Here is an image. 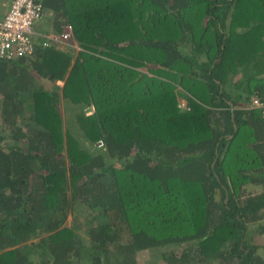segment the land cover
<instances>
[{"label": "trees", "instance_id": "16d2710c", "mask_svg": "<svg viewBox=\"0 0 264 264\" xmlns=\"http://www.w3.org/2000/svg\"><path fill=\"white\" fill-rule=\"evenodd\" d=\"M36 1L79 50L0 58V264H264V0Z\"/></svg>", "mask_w": 264, "mask_h": 264}, {"label": "built area", "instance_id": "2783aa9c", "mask_svg": "<svg viewBox=\"0 0 264 264\" xmlns=\"http://www.w3.org/2000/svg\"><path fill=\"white\" fill-rule=\"evenodd\" d=\"M46 13L43 4L36 0H9L3 3L0 8V58H30L35 53L37 44L76 48L78 44L71 24H64L61 32L41 31V21ZM179 107L186 109V100H179ZM248 107H262L264 116V103L258 98H253ZM98 146L103 147L104 143L99 141Z\"/></svg>", "mask_w": 264, "mask_h": 264}, {"label": "rangeland", "instance_id": "374dc122", "mask_svg": "<svg viewBox=\"0 0 264 264\" xmlns=\"http://www.w3.org/2000/svg\"><path fill=\"white\" fill-rule=\"evenodd\" d=\"M9 0H0V8L3 7V3L7 2ZM53 14L52 12H49L46 14L45 18H43V20L41 21V31H45L46 29H50L52 28L53 30ZM64 25V24H63ZM62 25V28H63ZM78 48L77 50H79V47L77 45ZM58 89L60 90V95H61V112H62V118H63V127L64 130L66 131V129L68 128V121L70 119V115L72 114V112L74 111L73 109L76 108V105H74L72 102H68L65 100V98L63 97L62 94V88L64 86V81L63 80H59L58 81ZM179 100H184L181 96L179 97ZM87 114H91L93 112V107H86L85 110ZM1 122V119H0ZM98 145V143H97ZM70 193L71 190L69 189ZM74 212V211H73ZM72 215H74V213L69 212V215L67 216L65 222L63 225H67V226H71L72 225ZM88 221L91 223L92 221V217L90 216L88 218ZM256 228L255 225H251L250 229L252 230V232L249 234L253 235L254 229ZM255 236V235H254ZM250 238V237H249ZM254 238V237H253ZM264 237L258 236L255 239H253L254 242H260ZM264 243V241L262 242ZM162 249H155V250H148V251H144L140 253L139 256V262L140 264H167L166 261L162 258Z\"/></svg>", "mask_w": 264, "mask_h": 264}, {"label": "crops", "instance_id": "0c3cea01", "mask_svg": "<svg viewBox=\"0 0 264 264\" xmlns=\"http://www.w3.org/2000/svg\"><path fill=\"white\" fill-rule=\"evenodd\" d=\"M46 30H50L49 32L53 31L52 28H50V29H46ZM49 32H48V33H49Z\"/></svg>", "mask_w": 264, "mask_h": 264}, {"label": "clouds", "instance_id": "9594fccd", "mask_svg": "<svg viewBox=\"0 0 264 264\" xmlns=\"http://www.w3.org/2000/svg\"><path fill=\"white\" fill-rule=\"evenodd\" d=\"M47 13H48V11H47ZM47 13H46V14H47ZM45 31H46V30H45ZM49 31H50V30L46 31V33H48Z\"/></svg>", "mask_w": 264, "mask_h": 264}]
</instances>
